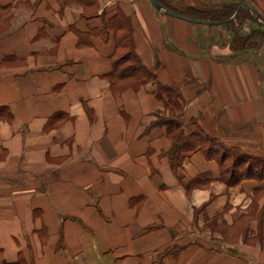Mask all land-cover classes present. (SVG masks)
I'll return each instance as SVG.
<instances>
[{"label":"crops","instance_id":"obj_1","mask_svg":"<svg viewBox=\"0 0 264 264\" xmlns=\"http://www.w3.org/2000/svg\"><path fill=\"white\" fill-rule=\"evenodd\" d=\"M166 1L185 13L236 0ZM116 13L157 80L180 84L184 123L264 156V37L234 50L225 23L150 0H0V264H264L258 181L228 186L198 150L185 181L215 178L188 190L155 125L170 116L156 82L112 86L117 33L102 28Z\"/></svg>","mask_w":264,"mask_h":264},{"label":"trees","instance_id":"obj_2","mask_svg":"<svg viewBox=\"0 0 264 264\" xmlns=\"http://www.w3.org/2000/svg\"><path fill=\"white\" fill-rule=\"evenodd\" d=\"M79 1L85 4V0ZM160 1L179 12L166 0ZM240 1L250 2L259 19L264 22V10H258L253 0H236L215 9L188 8L184 12L203 19L226 21L234 15ZM248 19L254 21L255 27L251 33L243 36L240 34V29ZM224 23L230 27L233 33L231 46L234 50L258 48L260 40L264 37V24L255 19L248 7H242L234 20ZM110 30L117 33L113 68L109 73L112 86H130L138 89L147 82H156V95L164 100L170 116L161 117L155 125L158 124L166 128V134L171 140V147L165 152V155L169 158L174 173L186 188L189 190L197 183L209 184L215 178L211 173L206 172L188 182L185 181V176L182 173L184 162L193 152L200 150L208 159L218 161L221 167L219 178L225 181L228 186L237 185L247 179H255L259 183L258 188L264 190V156L248 153L238 146H230L214 133L199 127L193 128L194 121L184 123L181 120L183 91L180 84L159 82L156 73L142 62L136 52L130 20L116 13L105 21L102 28V32L105 33ZM162 256L156 264H162Z\"/></svg>","mask_w":264,"mask_h":264},{"label":"water","instance_id":"obj_3","mask_svg":"<svg viewBox=\"0 0 264 264\" xmlns=\"http://www.w3.org/2000/svg\"><path fill=\"white\" fill-rule=\"evenodd\" d=\"M150 1L152 2V4L157 9L162 10V11H164V12L170 14V15H174V16H177V17H180V18L189 20V21L199 22V23H205V24H220V23H224V22H227V21L234 20L236 18V16H237L239 10L242 7H248L251 10V12L254 14L255 19L257 21L262 22L264 24V22L259 19L258 15L256 13L255 8L248 1H240L238 3V7H237V10L234 13V15L230 19H228L226 21H213V20H210V19H203V18H199V17H193V16H190V15H187L185 13L178 12V11H175V10L169 8L164 3H162L160 0H150Z\"/></svg>","mask_w":264,"mask_h":264},{"label":"rangeland","instance_id":"obj_4","mask_svg":"<svg viewBox=\"0 0 264 264\" xmlns=\"http://www.w3.org/2000/svg\"><path fill=\"white\" fill-rule=\"evenodd\" d=\"M261 216H262V215H260V216L258 215V217H261Z\"/></svg>","mask_w":264,"mask_h":264},{"label":"built area","instance_id":"obj_5","mask_svg":"<svg viewBox=\"0 0 264 264\" xmlns=\"http://www.w3.org/2000/svg\"><path fill=\"white\" fill-rule=\"evenodd\" d=\"M132 1H136V0H132Z\"/></svg>","mask_w":264,"mask_h":264}]
</instances>
